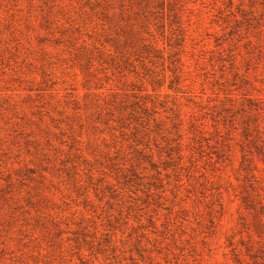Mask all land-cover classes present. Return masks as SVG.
I'll use <instances>...</instances> for the list:
<instances>
[{
	"label": "rangeland",
	"instance_id": "374dc122",
	"mask_svg": "<svg viewBox=\"0 0 264 264\" xmlns=\"http://www.w3.org/2000/svg\"><path fill=\"white\" fill-rule=\"evenodd\" d=\"M84 2L0 0V138L10 140L0 143V217L8 219L16 212L17 225L29 217H34L30 223L35 225L40 216L35 210L50 212L48 219L58 222L56 229L63 232L65 242L74 232L81 238L79 249L70 242L73 247L66 261H73L69 264H81L79 255L89 264L264 263V235L255 228L242 200L250 182L242 171L243 152L237 145L241 130L219 125L221 139L213 127L230 99L239 106L244 96H250L260 99L264 108V0H176L174 11L166 10L159 24L151 27L168 53L178 51L175 44L184 35L187 38L182 54L187 73L181 88L169 91L167 82L160 97L149 88L158 101L157 116L165 121L173 108L182 114L186 134L184 170L170 171L172 176L164 178L159 189L146 186L149 180L142 186L124 187L114 173L102 180L98 174L89 178L85 171L78 179L80 187L51 169L52 175L43 181L41 169L48 164L42 162L45 158H35V144L30 143L41 133L36 126H27L16 143L17 133L8 120L15 127L21 115L3 114L8 102L29 105L30 96L37 99L43 89L67 106L110 88L132 94V88L118 79L88 80L63 51L64 44L56 46L54 40L63 37L60 31L68 26V17L79 12L78 3ZM47 15L55 22L52 26L46 23ZM169 42L176 48L168 47ZM46 79L51 81L45 83ZM202 123L208 128L206 138L216 148L193 143L192 127ZM54 143L60 147L59 141ZM199 146L204 153H199ZM251 160L262 170L263 190L255 182L253 194L264 206V166L256 156ZM7 164L9 172L4 169ZM29 167L36 174H28ZM41 197L49 200L48 209L41 208L46 205L39 201ZM31 202L34 206H29ZM54 258L55 263L60 261Z\"/></svg>",
	"mask_w": 264,
	"mask_h": 264
},
{
	"label": "trees",
	"instance_id": "16d2710c",
	"mask_svg": "<svg viewBox=\"0 0 264 264\" xmlns=\"http://www.w3.org/2000/svg\"><path fill=\"white\" fill-rule=\"evenodd\" d=\"M175 2L85 0L83 4L78 3L80 11L68 17V26L64 25L60 31L63 37L54 40L56 46L64 44L66 49L63 51L79 65L88 80H97L101 76L108 81L118 79L124 86L132 88V94H120L121 89L110 88L89 96L83 102L73 100L71 106H67L61 100H56L53 92L47 94L48 90L43 89L37 99L30 96L29 105L24 103L19 106L8 102L3 114L6 117L21 115V121L15 122V127L13 120H8V125L11 124L17 133L14 136L16 143H20L27 126H36L42 135L30 141L35 144V158H45L41 160L48 164L41 169V180L46 181V175H52V172H48L51 169L80 187L82 185L78 179L81 171H85L91 179L98 174L102 180H109L110 174L114 173L115 180L124 187L142 186L144 180H149L146 186L159 189L161 181L172 176L170 171L178 173L184 170L181 163L186 134L182 114L170 108L172 116L161 120L157 116L158 101H154L155 97L149 90L151 87L153 92H157L155 96L160 97V90L168 82L169 91L176 92L187 73L182 58L186 36L175 44L179 47L178 51L168 53L166 48L159 46V40L151 32V27L159 24V18L166 10L168 13L174 11ZM45 19L49 26L55 23L51 15ZM56 28L61 29L59 25ZM174 46L169 42L168 47L174 49ZM50 81L46 79L45 83ZM229 102V106L218 112L221 118H215L219 120H216L217 126L213 127L221 139L224 137L219 125L241 130V142L236 144L242 149L241 168L250 182L243 191L242 200L252 214L255 228L264 235V206L258 200L259 195L253 194L257 188L255 182L263 190L262 170L258 163L253 166L251 160L256 156L264 166V118L260 121L264 108L260 99L250 96H244L239 106H235L232 99ZM235 125L240 127L234 128ZM192 128L195 135L191 138L193 143L206 142L208 148H216L211 145L212 140L206 138V124ZM236 139L234 137L229 141ZM55 140L60 142L59 148ZM9 142L6 137L0 138L2 146ZM226 146L231 148L229 144ZM193 149H200L199 153H204L201 150L203 146ZM81 166L86 169H78ZM4 169L9 172L8 164ZM26 171L36 174V170L30 167ZM40 200L46 203L41 208L48 209L49 200L44 197ZM34 204L31 202L29 206ZM35 211L40 213L35 225L30 223L34 217L27 218L25 224L17 225L16 212H11L8 219L0 217V264L72 263L73 260H66L73 247L70 242L74 243L76 249L81 246L78 233L74 232L73 238L65 242L61 238L63 232L56 229L58 222L49 221L50 212L41 209ZM55 255L60 259L56 263ZM79 260L81 264H89L82 255H79Z\"/></svg>",
	"mask_w": 264,
	"mask_h": 264
}]
</instances>
